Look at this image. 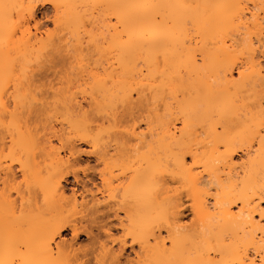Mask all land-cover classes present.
Wrapping results in <instances>:
<instances>
[{
    "label": "bare ground",
    "instance_id": "1",
    "mask_svg": "<svg viewBox=\"0 0 264 264\" xmlns=\"http://www.w3.org/2000/svg\"><path fill=\"white\" fill-rule=\"evenodd\" d=\"M36 1L23 14V0H0V264H264V0H50L53 31L32 26ZM97 19L106 53L92 64ZM51 68L52 91L40 82ZM138 107L157 124L110 146L95 121ZM31 115L55 116L60 130L40 128L62 146ZM77 140L103 165L81 202L64 183ZM182 194L190 230L175 223Z\"/></svg>",
    "mask_w": 264,
    "mask_h": 264
},
{
    "label": "rangeland",
    "instance_id": "2",
    "mask_svg": "<svg viewBox=\"0 0 264 264\" xmlns=\"http://www.w3.org/2000/svg\"><path fill=\"white\" fill-rule=\"evenodd\" d=\"M24 1V3H23V6H24V10L22 11L23 12V14L24 13H26V11H25V7L29 4V0H23ZM36 7H35V9H34V15L32 16V18H30L31 19V23H32V26L33 25H36L35 23H37L38 24V27L40 28V30L41 31H46V30H50V31H53V30H55V25H54V14H55V9H54V6H53V4H52V2L50 1V0H37L36 2ZM19 8H16L15 6H13V5H10L9 3H8V6H7V11H8V13H10V22H9V24L12 26V28H14V24L17 22V20H18V18H19V10H18ZM21 12V13H22ZM25 16L27 17L28 15L27 14H25ZM99 19H100V17H99ZM102 20V19H101ZM100 20V21H101ZM100 21H98V19H97V22H98V26L96 25V23L94 24V25H91V27L92 28H94L95 27V25L97 26V29H95L94 30V32H97L98 33V36H96L97 38L96 39H98V38H100L99 40H96V42L97 41H99V42H97V43H99V44H96V45H99L100 47H95V46H91L92 47V50H90L91 49V47L89 48V50L90 51H86L87 52V54H88V58H90V63H92V64H95V63H101V62H103L104 60H105V53H106V41L105 42H103L104 41V39H103V37H105V36H107L106 34H108V31H107V28H106V26H105V28H106V30H105V28L103 27V26H101V24H99V22ZM103 21V20H102ZM105 22H103V24H104ZM99 25H100V27H99ZM94 26V27H93ZM89 28H91L90 26H88ZM91 28V29H92ZM101 29V30H104V32H102V31H100L99 29ZM93 32V31H92ZM104 33H105V35H104ZM95 35H97V34H95ZM106 39V38H105ZM101 42V43H100ZM104 43V44H103ZM99 48V49H98ZM58 57V59H56V61H55V64H59L61 67H62V65L64 66V64H65V62H64V64L62 63V64H60L61 62L60 61H63V59H61L62 58V56L61 57H59V55H57ZM60 58V59H59ZM57 60L59 61V62H57ZM51 64V63H50ZM56 65V67L58 68V66ZM70 65V64H69ZM72 65H74L75 66V63L74 64H72ZM66 66H68V64H66ZM61 67H59V70H61ZM70 67V66H69ZM56 68V70H54V69H52L51 68V70L49 71V72H47V74H46V77H45V75H43V74H41V72H40V75H41V77H43L44 79H42V80H44V81H40L41 82V84H42V82H43V85H45V83L47 84V88L49 89V90H51V88H50V85H54V86H56V87H60V83H59V81H60V77L62 76V74L60 75L59 74V70ZM56 71V72H55ZM45 72V71H44ZM57 72H58V74H57ZM45 74V73H44ZM39 74H38V77L40 76ZM37 77V78H38ZM40 77V78H41ZM51 82H52V84H51ZM55 83V84H54ZM59 84V85H58ZM39 85H40V83H39ZM58 85V86H57ZM42 86V85H41ZM46 86V85H45ZM45 86L44 87H42L43 88V92H44V90H46L47 88H45ZM49 86V87H48ZM40 89H42L41 87H39ZM39 88H37V90H39ZM45 88V89H44ZM40 91V90H39ZM52 91V90H51ZM51 91H48L49 93H51V96H52V92ZM36 92V91H35ZM38 92V91H37ZM36 92V93H37ZM41 92V91H40ZM42 92V94H44ZM47 92V93H48ZM48 93V96L50 95ZM39 94V93H38ZM37 94V95H38ZM42 94H41V96H42ZM44 96V95H43ZM47 95H45V97H48ZM51 96L49 97L50 99H51ZM54 96L55 95H53L52 97H53V99H54ZM54 101V100H53ZM61 104V103H60ZM60 104H59V107H62L63 105H61L60 106ZM84 104V106H85V108L87 109V110H89L90 108H89V105H88V102H84L83 103ZM58 108V107H57ZM121 108V107H120ZM120 108H118V109H120ZM61 109V108H60ZM64 109L65 110H67L65 107H64ZM118 109H117V111H118ZM122 109V108H121ZM119 110L120 112H122V113H120L119 111H118V115H117V112H116V114L113 116V118L115 117V119H111V120H106V119H98V120H96L98 117L97 116H95L96 118H93L94 120H96L95 121V123L96 122H98L97 124H100V126L102 127V129L101 130H103V131H105L104 129L106 128L108 131H111L110 133L112 134V139L110 138H108V137H106L108 140H109V143L111 142L110 140H113V138L115 137V140L113 141V143L111 142V145L110 146H117L116 144H118V146H119V144H124L125 146H135V144L138 142V140H137V142H136V140H135V138L133 137H131V135H129V137H128V134L126 133V132H132V130L134 131V130H136V132L137 131H141L142 130V128L144 129L145 128V124L147 123V122H151L153 125H155V124H157V123H154L155 121L153 120V119H151L150 120V118L152 117V116H154L155 115V113L152 115V113H151V117H149V115L147 114V113H150V112H148L147 110H146V112H144L145 111V109L143 108V110L141 109V107H138L136 110L133 108V110L131 109V112L129 111L130 109H128V112L126 113L125 111H127V110H125L124 112V114H123V109L122 110ZM138 109H141V110H138ZM59 110V109H58ZM64 111V110H63ZM141 111H143L144 113H142ZM75 112H79V111H75ZM162 112V111H161ZM73 113V112H72ZM82 113V112H81ZM81 113H80V116H82L81 115ZM163 113V112H162ZM76 115H77V113H75ZM123 114V115H122ZM164 114V113H163ZM26 115V114H25ZM31 116H33L32 117V119H29L28 120V117L26 118V120L27 121H31V123H27V125L29 124H31L30 126H32L31 127V129H33V128H35V126L37 125V126H39V128L40 127H43V125L46 127V128H48L47 126L49 125V127L50 128H52L53 127V125L55 126L54 128H57V130H60V128H61V125L57 122V125H56V122H54L55 120H54V118H55V116H53L52 118L50 117L48 120L49 121H53V122H49L48 120V123L46 124H43V122L45 121H43V122H41L40 123V121L42 120V117H41V119L38 117L37 118V121H38V119L40 120L39 122H36L35 120H33V118H36L34 115H31ZM78 116H79V113H78ZM156 116V115H155ZM24 119H25V117H23ZM90 118L92 119V117L90 116ZM156 118V117H155ZM46 119V118H45ZM25 120V122H27ZM24 123V122H23ZM52 123H54V124H52ZM26 124V123H25ZM43 124V125H42ZM34 126V127H33ZM36 126V127H37ZM139 127V128H138ZM142 127V128H141ZM39 128H36V130L35 129H33L32 131L33 132H36V131H38V129ZM44 129V128H40L39 130V132H41V133H39L40 134V136L44 133V131L46 132V131H48V129ZM49 128V129H50ZM104 128V129H103ZM109 128V129H108ZM111 128V129H110ZM44 129V130H43ZM53 129V128H52ZM127 129H129L130 131H127ZM132 129V130H131ZM138 129V130H137ZM43 130V131H42ZM51 130V129H50ZM106 130V131H107ZM124 130V131H123ZM106 131H105V133H106ZM107 131V132H108ZM121 131V132H120ZM43 132V133H42ZM49 132V131H48ZM48 132H46L48 135L47 136H49V134H50V136H51V139L54 141V143L53 144H55V146L57 145V146H62V145H60V140L58 139L60 136V134L62 133L61 131L60 132H58L57 133V136L55 135V134H52V133H48ZM113 132V133H112ZM115 132V133H114ZM119 132V133H118ZM124 132V133H123ZM155 132H157V131H155ZM38 133V132H37ZM109 133V135H111ZM121 133V134H120ZM35 134V133H34ZM53 136H52V135ZM108 134V133H107ZM123 134V135H122ZM131 134V133H130ZM157 134V133H156ZM155 134V137L157 136ZM36 135V134H35ZM38 135V134H37ZM36 135V136H37ZM45 135V134H44ZM43 135V136H44ZM106 135V134H105ZM109 135H106V136H109ZM5 136L7 137V135L5 134ZM49 136V137H50ZM122 136H125V138H123ZM128 138H127V137ZM110 137V136H109ZM120 137V138H119ZM37 138H39L38 136H37ZM41 138V137H40ZM43 138V137H42ZM47 138V137H46ZM8 139L9 138H6V140L8 141ZM106 139V140H107ZM44 140V139H43ZM107 140V141H108ZM124 141V143H123V141ZM150 139H148L147 141H149ZM52 141V142H53ZM77 141H79V142H77ZM76 141V144H77V146H80V148H81V155H79V157H77V159L76 160H74V162H73V160H72V164L74 165H72V167L70 166L68 169H67V171H69V173H68V175L66 176V181L64 182L65 183V186H66V188H67V196H69V197H71V195L73 194V193H75V194H77V197H78V199L80 200V202L82 201V196H86V199L87 200H89V199H91V194H90V192H88L87 190H93V191H95L96 189H97V187L98 186H100V184H101V180H100V170L103 168V165L96 159V157L95 156H93V155H90V154H87V152H84V151H87L88 150V148H89V145L88 144H86L85 142H83V141H80V140H77ZM117 141H118V143H117ZM131 141V142H130ZM41 142V141H40ZM116 142V143H115ZM108 143V144H109ZM135 143V144H134ZM43 144V143H42ZM45 144V143H44ZM43 144V145H44ZM127 144V145H126ZM123 145V146H124ZM2 146H9V145H2ZM47 146H49V144L47 145ZM65 146H67L66 144H65ZM137 146V145H136ZM139 146H140V144H139ZM145 147L146 149H147V146H145L144 144H141V147ZM142 147V148H143ZM127 149V148H126ZM137 150V149H136ZM139 150V151H138ZM137 151H138V154H137V152L135 153V155L134 154H132L131 156H132V158H130L131 160L134 158L135 160H137V159H139V152L140 153H143L144 151H142L141 152V150H144V149H138ZM127 151H128V149H127ZM126 150L125 151H123L124 152V154H126L127 153V155H129V153H130V151H128L127 152ZM84 152V153H83ZM134 153V152H133ZM240 154H241V152H239ZM137 154V155H136ZM127 155L125 156V157H127ZM136 156V157H135ZM130 161V160H129ZM118 162L119 163H122V161H119V159H118ZM131 164V163H130ZM132 165V164H131ZM116 174H121L122 173V170L121 169H119V170H116V172H115ZM75 175H77L78 177H80V179H81V182L78 184V182H76V180H75ZM82 181H83V183H82ZM87 182V183H86ZM84 183H86L87 184V188H85V187H83L84 185ZM118 183V182H117ZM83 186H82V185ZM85 188V189H84ZM175 200V199H174ZM174 203H175V201H173ZM176 202L177 203H175V204H178V206L176 205V209H177V207H182V208H185V210L180 214V216H178L179 218L182 216V218H178V219H176V220H178V221H176L175 223H179L180 225L182 224V226H185L186 227V229H189L190 230V228L191 229H193V225L195 224V221H196V219H195V216H194V214H193V212H192V210H191V208H190V201H189V199H188V197L185 195V194H182L181 195V198L179 199V200H176ZM174 204V205H175ZM174 205H173V207H174ZM173 207H172V209H173ZM174 209H175V207H174ZM174 209H173V211H174ZM175 209V210H176ZM172 212V211H171ZM85 213V212H84ZM73 214V213H72ZM83 214V213H82ZM121 214V216H125L124 215V213L123 212H121L120 213ZM171 214V213H170ZM169 214V215H170ZM69 215H71V214H69ZM78 216V215H77ZM172 216H174L173 214H172ZM169 218H171L170 216H169ZM180 220V221H179ZM170 221H172V219L170 220ZM174 222V219H173V221H172V223ZM175 223H173V224H175ZM196 225V224H195ZM189 228H188V227ZM196 227V226H195ZM194 227V228H195ZM185 229V228H184ZM185 229V231L187 232V230ZM185 231H183V232H185ZM192 231V230H191ZM190 231V232H191ZM124 234V231L122 230L121 231V229H119V230H115V233H114V236L115 237H119V236H121V235H123ZM168 233H167V231H165L164 232V235L166 236ZM63 237H65L66 239H69V241H70V239H71V233H70V231L69 230H67V231H65L64 233H63ZM103 240H106V239H103ZM77 242L81 245V246H83V247H86V246H91V242L87 239V237L86 236H83L82 238H80L79 240H77ZM109 243V245H112L113 243H111V242H108ZM170 245V243H167V246H169ZM115 248H117V246H115ZM135 249L137 250L138 249V246H135ZM125 256H126V258L128 257H131V258H135V255H134V252H133V249L131 248H128L127 249V251H126V253H125ZM89 257L92 259V263H94L95 261H94V256L93 255H89Z\"/></svg>",
    "mask_w": 264,
    "mask_h": 264
}]
</instances>
